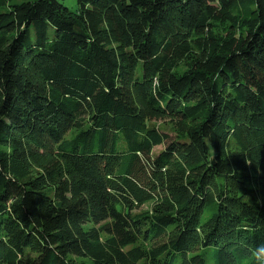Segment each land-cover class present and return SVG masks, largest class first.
Instances as JSON below:
<instances>
[{"label":"trees","instance_id":"16d2710c","mask_svg":"<svg viewBox=\"0 0 264 264\" xmlns=\"http://www.w3.org/2000/svg\"><path fill=\"white\" fill-rule=\"evenodd\" d=\"M63 1L0 12V264H257L264 0Z\"/></svg>","mask_w":264,"mask_h":264},{"label":"rangeland","instance_id":"374dc122","mask_svg":"<svg viewBox=\"0 0 264 264\" xmlns=\"http://www.w3.org/2000/svg\"><path fill=\"white\" fill-rule=\"evenodd\" d=\"M23 1H25V0H9L8 5H1V4H0V12H1V11H5V10H8V9L10 8V5H12V4H14V3H21V2H23ZM63 2H64L68 7H70L71 9H73V10H78L79 4H78V2H77L76 0H64ZM157 125H158L159 127H162V128H164V129H166V130L169 131V129L166 128L164 122H157ZM162 149H163V146H160V147L158 146V147H156V148H155V154L159 153ZM145 208H147V207H145ZM210 264H211V263H210Z\"/></svg>","mask_w":264,"mask_h":264},{"label":"clouds","instance_id":"9594fccd","mask_svg":"<svg viewBox=\"0 0 264 264\" xmlns=\"http://www.w3.org/2000/svg\"><path fill=\"white\" fill-rule=\"evenodd\" d=\"M257 264H264V244L259 245L253 252Z\"/></svg>","mask_w":264,"mask_h":264}]
</instances>
